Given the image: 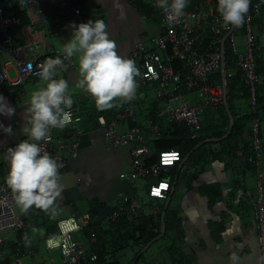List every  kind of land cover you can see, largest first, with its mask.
I'll return each instance as SVG.
<instances>
[{
  "label": "built area",
  "instance_id": "built-area-1",
  "mask_svg": "<svg viewBox=\"0 0 264 264\" xmlns=\"http://www.w3.org/2000/svg\"><path fill=\"white\" fill-rule=\"evenodd\" d=\"M149 4L157 9L162 32L150 47L136 43L127 54V58L135 61L141 73L136 77V92L152 86L153 103H162L163 106L160 114L165 116L167 122H182L188 138L196 140L202 129L201 120L207 104L223 107L230 113L226 102L228 74L224 62V45L227 43L238 69L243 74V83L249 92V106L253 111L255 87L262 82V76L255 72L252 20L261 18L264 22V0H250L242 25L241 51L236 49L232 41L237 27L224 26L217 12L218 0H188L185 15L179 22L169 21L167 14L155 6L156 0H149ZM73 13L77 16L78 10H73ZM44 23V12L37 0H0V55L6 53L8 56L7 61L0 60V93L7 101L13 100L15 89L22 87L27 80L39 78L36 73L47 59L59 57L63 61L56 69V79H65L72 67L66 54L48 47ZM171 60L179 62L178 70H173L169 65ZM216 70H219V83L207 82V77ZM192 92L197 93L201 102L190 106L184 94ZM176 100L179 105L173 107L171 104ZM117 101L119 109L108 121L102 114L103 110L95 106V121L102 130V138L108 147L128 149L127 168L118 174V178L130 186L136 180H152L147 186V198L165 200L171 181L167 171L180 161V155L177 151L168 149L159 151L152 159L149 146L160 137L158 126L149 120L141 125L138 123L133 99ZM69 111L72 114V123L63 129H52L50 141L39 142L42 151L48 152L62 165L60 173L65 171L68 162L76 158L78 153L77 131L74 126L80 120L79 103L74 101ZM119 122L127 123L122 132L118 131ZM258 122L257 117L252 115L249 126L250 154L247 156V162L252 166L255 176V194L251 195L247 191L244 194L252 207L259 264H264V213L259 171L261 145ZM166 157L170 158V162H166ZM141 209L142 206L134 196H127L122 205L110 211L104 220L113 222L120 216L138 218ZM155 211L150 208V214H155ZM22 215L6 184V178L0 180V264H8L13 258L12 251L5 247L8 236L18 231L23 232L28 225L31 226L30 222L26 224L23 221ZM88 224L87 213L57 220V233L43 242L46 249L59 250L58 264L95 261V254L73 237Z\"/></svg>",
  "mask_w": 264,
  "mask_h": 264
},
{
  "label": "crops",
  "instance_id": "crops-1",
  "mask_svg": "<svg viewBox=\"0 0 264 264\" xmlns=\"http://www.w3.org/2000/svg\"><path fill=\"white\" fill-rule=\"evenodd\" d=\"M37 2L45 16L47 45L61 53H63V45L72 36L70 25L84 23L90 19L105 21L109 36L117 45L118 53L126 57L136 43L150 47L162 32L157 9L150 6L149 0H37ZM73 10H78L77 16L74 15ZM254 45L255 52L260 53L257 67L259 66L261 73L258 74L263 78L259 84L258 93L259 96H264V50L262 51L264 39L260 42L254 40ZM69 58L72 67L65 75V80L69 84L72 99L79 103L81 111L80 120L74 126L77 131L78 153L76 158L68 162L65 171L60 173L62 193L57 201L58 215L54 218L55 225L60 218L88 214L90 207L95 204L106 205L114 210L122 205L127 196H134L137 199L138 189H142L146 194L147 186L151 182L142 180L130 186L118 178V174L127 168L128 149L108 147L103 140L102 130L95 121V100L89 93L77 87V82L81 78L78 61L75 57ZM40 83V78H31L22 87L16 88L13 100L8 101L16 109L15 115L11 118L0 115V123L5 126L11 125L14 133L8 136L0 130V180L5 179L8 172V163L4 158L6 148L14 147L26 138L21 129L25 123L27 98L30 91ZM136 95L137 102L134 104L137 111L142 104L140 103L142 96ZM239 96H241L240 93ZM184 98L190 106L201 102L195 92L185 93ZM152 103L153 100H150V104ZM114 104L116 106L104 111H110L113 115L119 109L117 100ZM234 106L235 113L239 116L248 110L247 102L242 98L234 100ZM149 110L140 112L138 116L140 125L148 120ZM155 110L157 116L165 118L163 114H160L161 110L157 106ZM223 117L221 107L207 104L201 120L202 129L199 136L209 137L211 134L223 131L225 126L229 129V123L227 125ZM211 121H213V128L211 131H206ZM258 121L261 145L259 171L264 213V119L258 118ZM126 127L127 123H118L119 132L124 131ZM248 129L247 126L243 135L234 142L235 144L230 145L232 154L230 151L227 154H224V151L221 152L222 149L226 150L224 143H219L221 138L210 137L202 142L200 161L188 162L185 157L168 170L171 174L177 166L178 172L173 175L174 181L172 180V183L170 181L166 200L172 202L178 210L182 229L178 246L182 251L185 264H230L229 257L232 253H236L239 257V264H259L252 207L244 194L246 191L251 195L255 194L253 168L248 164L243 152L245 145H250ZM204 151H210L213 156H204ZM209 186H213L214 191L218 193V197L211 204L204 194V188ZM149 200H152L149 202V209H156L162 203V200ZM148 214L150 211L144 213L141 209V215ZM26 216L25 222L31 223L30 228L33 229V233H30L27 228L25 232L21 231L13 234L15 236H8L5 247L13 253L9 263H22V258L28 256L30 257L28 264H58V261L53 262V259H45L41 256L39 243L43 241L45 228L39 219L29 218L28 213ZM121 217L123 216L119 218ZM218 223H221L223 230L219 239L214 241L210 230L214 228L213 224ZM73 237L88 250L94 251L100 247V243L96 240L86 241L83 234L76 233ZM164 248L165 246H162V252H160L163 256L166 255Z\"/></svg>",
  "mask_w": 264,
  "mask_h": 264
},
{
  "label": "clouds",
  "instance_id": "clouds-1",
  "mask_svg": "<svg viewBox=\"0 0 264 264\" xmlns=\"http://www.w3.org/2000/svg\"><path fill=\"white\" fill-rule=\"evenodd\" d=\"M155 6L167 14L171 22H179L185 15L188 0H156ZM250 0H218L217 12L225 27L243 25ZM72 36L63 45V53L78 61L77 87L89 93L99 110L116 106L114 101H129L135 97L136 77L141 73L133 59L122 56L108 33L103 19L71 24ZM59 57L47 59L36 73L40 84L30 91L27 98L25 123L21 129L26 137L14 147L6 148L8 163L6 184L22 214L33 207L55 218L58 215L57 201L62 185L59 169L62 165L48 152L42 151L40 141L51 139L52 129H63L72 123L69 111L73 106L69 84L56 79V69L62 65ZM16 109L0 94V115L11 118ZM0 130L14 135L11 125L0 123ZM230 264H239V257L232 253Z\"/></svg>",
  "mask_w": 264,
  "mask_h": 264
},
{
  "label": "trees",
  "instance_id": "trees-1",
  "mask_svg": "<svg viewBox=\"0 0 264 264\" xmlns=\"http://www.w3.org/2000/svg\"><path fill=\"white\" fill-rule=\"evenodd\" d=\"M253 26L255 27L256 33L259 36H264V22L261 20V18L253 19L252 27ZM256 41L258 40L256 39ZM263 50L264 49H262V51ZM258 56H260L259 51L255 52L254 50L255 72L261 73L259 70V66L257 67ZM224 62L226 72L228 74V76H226V102L230 110L231 129L227 137L219 141V143H224L223 146H225L226 149H222L221 152L224 151L223 153L227 154L230 151L232 154L233 151L231 150V148H229L230 145L236 142L237 139H239V137L243 135L244 129L247 126L249 128L252 115H255L257 119H264V96H259L258 84L255 87V104L254 110L252 111L250 109L248 100L249 92L247 87L243 83V74L238 69L235 62V57L227 43H225L224 45ZM169 65L173 67V70L179 69V62L175 60H171V62H169ZM219 80V70L213 71L207 77V82L209 83L217 84L219 83ZM139 92L140 91H137V94ZM239 93L241 94V96H239ZM136 96L137 95L135 94L133 102H137ZM238 98L246 100L248 105L247 112L243 113V115L241 116L235 113L234 100ZM141 102L142 101L140 100V103ZM150 105L152 106V108L149 110L148 120L158 126L160 135L159 139L154 141L149 146V151L151 153L152 159L159 151L172 149L179 153L180 160L186 157V160L188 159V162L191 160H193L194 162L200 161L202 156L200 154L202 152V142L206 138L210 137L214 139L222 138V136L227 132L228 129V127L226 128L225 126L223 131L211 134L209 137L199 136L196 140H190L188 138L186 127L182 122H167L165 118L156 115V104L152 103ZM221 109L223 111L224 122L228 125V114L223 107H221ZM102 114L105 116L104 118L107 121L110 120L113 116L110 111L107 112L103 110ZM212 128L213 127L210 125L208 126V128L206 127V131H211ZM243 152L245 153V158H247L250 153V145H245V147L243 148ZM211 155L213 156V153H211L210 151H204V156L210 157ZM219 156L220 155H218V157ZM176 169L177 166L174 168L171 174L169 171H167V175L170 176L171 183L174 181L173 175L178 172ZM149 181L152 182V180ZM204 189V194L207 196L209 204H211L218 197V193L214 191L215 189L213 188V186L205 187ZM166 199L162 200V203H160V205L156 207L155 214H148L147 216L140 215L138 218L134 219H129L123 216L119 219L117 218L113 222H106L104 220L106 215L113 208L102 204H95L90 207L88 211L89 224L79 233L84 235L86 241H98L100 243V247L99 249H95L94 251L90 250L96 256L94 262L90 263L88 260H86V262L82 264H120L116 260V255L121 251L128 249L129 246H134L137 248L139 247V249L133 254V257L128 264H137L139 261L141 262V264H185L182 251L178 246L180 241L179 239H181L182 236V229L180 226V220L178 218V210L176 207H174L172 202ZM165 204L166 207L163 212ZM28 217L33 218L34 220H40L42 226L45 228L43 235L44 238L42 239L43 241L47 237L55 235L57 233L54 218L46 214L44 211L33 207L29 210ZM26 218V215L22 216L24 222ZM212 226H214V228L211 229L210 225L212 240L217 241L219 239L220 233L223 230V226L221 225V223L213 224ZM160 240H165L167 242L164 248L167 257L160 254L159 259L155 260V262L152 263L150 261H146L142 263V261L144 260L143 255L147 251L148 247L151 244H154L156 241Z\"/></svg>",
  "mask_w": 264,
  "mask_h": 264
},
{
  "label": "rangeland",
  "instance_id": "rangeland-1",
  "mask_svg": "<svg viewBox=\"0 0 264 264\" xmlns=\"http://www.w3.org/2000/svg\"><path fill=\"white\" fill-rule=\"evenodd\" d=\"M252 35H253V38L255 40L257 39L259 42L264 39L263 36H259L256 33V29L254 26L252 27ZM232 41H233L237 50L241 51L243 49V34H242V27L241 26L237 27V31H236L235 35L233 36ZM7 58H8V56L6 53H2L0 55L1 62H5V60H7ZM9 75H11L10 72H9ZM139 91L140 92L138 94H141L140 97L142 96L141 97L142 104L139 105V109L137 111H136V105H135V112H136L137 116H139L140 112H144V111L152 108V106L150 105V100H153V98H154V88L151 86L146 88V89L141 88ZM136 94H137V92H136ZM188 96L191 97V95H188ZM171 105L173 107H177L179 105V101L176 100ZM156 106L159 108V110H162V107H163L162 103H158V104H156ZM210 125L213 126V121H211ZM138 182H140V180H136L135 183H138ZM136 195H137L138 202L142 205L143 212L148 213L150 211V209L148 208L149 202L152 200H149L147 198L146 194L144 193V191L142 189H138L136 192ZM15 210L17 212L19 211L18 209H15ZM26 228H28V231L30 233H33V229H31L30 226L29 227L27 226ZM13 236H15V235H13ZM39 244H40V251L42 252L41 256L43 258H45V259L51 258V259H53L52 260L53 262H57V261L59 262L60 257H59V250L58 249L47 250L44 246L43 241H41ZM166 244H167V242L165 240L156 241L154 244H151L148 247L147 251L143 255L144 260L142 261V263L146 262V261H150L153 263V262H155V260L159 259V257H160L159 255L161 254L160 252H162L161 247L166 246ZM138 249H139V247L137 248L134 246L133 247L129 246L128 249H125V250L121 251L120 254L118 253L116 255V260L120 264H128L131 261L133 254ZM165 257H167V255H165ZM29 261H30V257L27 256L25 258H22V263H19V264H28ZM159 262H161V261H159ZM8 264H10V263H8ZM130 264H133V263H130ZM137 264H141V262L139 261Z\"/></svg>",
  "mask_w": 264,
  "mask_h": 264
},
{
  "label": "water",
  "instance_id": "water-1",
  "mask_svg": "<svg viewBox=\"0 0 264 264\" xmlns=\"http://www.w3.org/2000/svg\"><path fill=\"white\" fill-rule=\"evenodd\" d=\"M225 111L227 112V110H225ZM227 114H228L227 116H228V121H229V129H228V132L221 138L222 140L227 137V135L229 134V131L231 129V116H230V113L227 112ZM165 207H166V204L164 205L163 212H164ZM162 231H163V228H162Z\"/></svg>",
  "mask_w": 264,
  "mask_h": 264
},
{
  "label": "snow or ice",
  "instance_id": "snow-or-ice-1",
  "mask_svg": "<svg viewBox=\"0 0 264 264\" xmlns=\"http://www.w3.org/2000/svg\"><path fill=\"white\" fill-rule=\"evenodd\" d=\"M166 162H170V158H167V157H166ZM157 194H158V193H157Z\"/></svg>",
  "mask_w": 264,
  "mask_h": 264
}]
</instances>
